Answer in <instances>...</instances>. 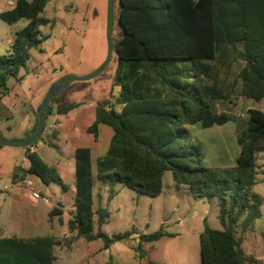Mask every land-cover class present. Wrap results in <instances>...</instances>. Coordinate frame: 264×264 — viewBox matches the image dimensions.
Instances as JSON below:
<instances>
[{"label": "trees", "instance_id": "1", "mask_svg": "<svg viewBox=\"0 0 264 264\" xmlns=\"http://www.w3.org/2000/svg\"><path fill=\"white\" fill-rule=\"evenodd\" d=\"M48 1L17 0L13 8L0 12L9 23L22 18L29 21L17 31L9 53L0 57V92L26 65L30 49L39 46L40 26L51 22L41 16ZM118 20L122 36L113 42L117 68L111 88L119 87V92L98 102L96 118L87 128L97 141L102 125L114 130L106 153L97 159L98 178L158 196L163 191L164 172L170 170L178 185H189L194 198L218 200L223 228L205 223L200 234L202 264H246L243 233L262 216V198L254 187L256 153L264 151V111L248 109L247 127L238 135L237 165L225 169L202 163L203 152L190 141L185 124L200 122L210 127L230 120V114L214 109V101L229 99L233 91L221 78V67L227 69V76L236 64L243 95L264 98V0H120ZM77 106L63 103L57 111L67 113ZM51 109L50 104L48 113ZM37 126L38 117L32 133ZM39 138L25 147L28 174L45 185L59 183L66 190L68 185L57 168L30 150ZM75 171L70 231L87 241L101 237L106 248L130 237L133 231L112 237L102 231L94 233L95 215L102 225L110 212L102 205L94 207L91 147L76 148ZM239 223L240 235L235 228ZM166 235L171 234L161 228L140 239L153 242ZM62 244V238L54 235L3 236L0 264H54L55 247ZM139 249L143 257L145 252Z\"/></svg>", "mask_w": 264, "mask_h": 264}, {"label": "rangeland", "instance_id": "2", "mask_svg": "<svg viewBox=\"0 0 264 264\" xmlns=\"http://www.w3.org/2000/svg\"><path fill=\"white\" fill-rule=\"evenodd\" d=\"M8 1L0 0V12L8 9ZM12 1L16 4L17 0ZM119 10L120 0H114L113 42H117L122 36V27L118 20ZM108 14L109 0L48 1L41 16L51 22L40 26L39 46L30 49V58L26 65L21 67L17 76L9 78L7 89L0 92V138L8 141L26 139L24 137L28 121L37 120L38 107L55 81L65 75H91L102 65L108 51ZM28 22L26 18H22L16 23H9L0 17V57L9 53L17 31L24 28ZM116 68L117 55L114 52L109 65L100 75L92 79L72 81L53 100L51 112L45 120V130L36 145L41 144L40 154L46 161L52 165L56 164L68 189L64 190L56 182L45 185L47 203L40 195V198L36 199L28 196L23 202V208L10 209L13 214L22 212L20 216H13V220L26 230V234L36 235L42 231L40 229L44 221L41 217L48 209L54 206L63 209L61 214L54 216L53 234L63 240L61 246L55 247L59 258L54 260V264H132L130 258L140 252V247L146 252L144 264H202L200 234L205 223L212 228H223L217 198H194L189 185H178L170 170L164 172L163 191L158 196L139 194L121 182L103 183L98 178L97 159L106 153L114 130L109 125H103L99 140L96 141L93 134L87 131V127L95 120L91 106L110 99L111 95L115 97L119 92V87L111 88ZM221 69V78L226 80L229 90L233 91L229 99L214 101V109L230 114V120L210 127H203L200 122L186 123L185 127L190 132V141L199 145L203 152L202 163L209 167L225 169L237 165L241 151L238 135L247 127L248 109L252 107L264 111V98L256 100L243 95L236 77V64L227 76V69ZM69 102L77 103L75 112L82 113L73 124L69 139L72 153L68 158L69 165L66 166L65 158L57 143L55 144L53 136L59 133L57 122L60 121V125H63L61 121L65 118V113L57 111L58 106ZM5 110L11 112L12 116H8ZM80 146L92 148L95 209L102 205L110 212L109 220L102 225H99L95 215L94 233L102 231L112 237L114 234L133 231L131 237L116 241L109 248L105 247L101 237L87 241L78 237L76 231L71 232L69 229L68 222L72 216L70 204L73 201L71 197L75 191L73 155ZM23 148L25 147L0 146V189L5 185L11 186L14 181L13 173L26 165L21 153ZM256 161L259 166L256 179H260L255 191L262 198L261 210L264 212V151L256 153ZM18 178L20 177L15 180ZM3 202L4 197L0 196V208L4 207ZM34 202L40 208L38 224L29 210L26 211V207H33ZM62 218L63 222L60 221ZM161 228L171 235H166L158 241L141 242L142 234L153 233ZM235 228L240 234L241 224H237ZM250 229L263 234L264 216L256 219ZM66 234L68 236H65ZM263 240V237L258 238L257 251L264 247Z\"/></svg>", "mask_w": 264, "mask_h": 264}, {"label": "crops", "instance_id": "3", "mask_svg": "<svg viewBox=\"0 0 264 264\" xmlns=\"http://www.w3.org/2000/svg\"><path fill=\"white\" fill-rule=\"evenodd\" d=\"M8 6H9L8 9L13 8L15 6V2L12 1V0H9L8 1ZM98 100H100V98ZM97 104H98V102H96L93 106H91L93 108V112L95 113V118H96ZM75 109H76V107L71 109V110H69L67 113L64 114L65 118L63 119V121H61L63 125H60V121L57 122V124L59 125V126H57V127H59V128H57L59 133L57 132L58 134L53 136L55 144L57 143L63 158H65L64 159V165H66V166L69 165L68 158L71 157V153H72L71 152L72 148H71V146L69 144V139H70V134L72 133L73 128H74L73 124H75L74 122L77 119H79V116L82 113V112H80V113L79 112H75ZM5 111H7L6 113L8 114V116H12L11 112H9L8 110H5ZM36 121L37 120H35V119H30L28 121L27 129H26L27 132H25V137L24 138H27V137H29L32 134V131H33V128H34V126L36 124ZM19 140H21V139H19ZM40 146H41V144L34 145V146L30 147V150L31 151H37L40 154ZM91 150H92V148H91ZM21 153H23V159L26 162V165L24 167H22L20 171L19 170L15 171L13 173V178H16V177H20L21 178V177L28 176V178L33 181L35 187L39 190V193H35L30 188L14 187L9 193L3 195V197H4V202H3L4 203L3 204L4 207L0 208V237H3V236L4 237L17 236V237H20V238H33V237H36V236L54 235L53 234V230L55 231V228H54V216L55 215L57 216V215H59V214H61L63 212V209L61 207H58V206L51 207L50 209H48L47 213H44V215H42L41 218H43L42 220L44 221V224L41 227L42 229H40L42 231H41V233L36 234V235L35 234H26V230L22 226H20L17 223H15L14 220H13V218L15 216H20L22 214V212L21 213L20 212H18V213L16 212V213L13 214V213H11L10 209L13 210L14 208H16V209L17 208L18 209L23 208V205H24L23 202L25 201V199L28 196L33 197L34 199L40 198V196H41L45 200L46 203H47V200H48V198L45 196V190H46L45 189V184L42 183L37 177L32 176V175L28 174V172H27V169L30 166V161L27 158V148H23L21 150ZM40 156L42 157L41 154H40ZM73 156L75 157V154ZM44 160L46 161V159H44ZM49 164H51V163H49ZM53 165L56 167V164L53 163ZM92 165H93V162H92ZM75 176H76V171H75ZM259 179H260V177L257 178L256 181H259ZM74 180H75V177H74ZM74 184H75V182H74ZM256 184H258V183H256ZM94 187H95V185H94ZM75 196H76V186H75V191H74V193H73V195L71 197L72 200H73L72 204H70L71 213L75 210V206H74ZM7 198H11L12 200L11 199L7 200ZM32 205H33V207L31 206L32 208L31 207H26V211L29 210L30 214H32L35 217L34 218L35 222L38 224V217H39V214H40V210H39L40 208L37 206L38 204L36 202L32 203ZM94 207H95V190H94ZM54 208H57L56 211H55L56 213L54 215H52L51 212H52V210ZM263 216H264V212L262 211V216L260 218H262ZM10 217L12 219H10ZM60 221L63 222L64 221L63 218L60 219ZM237 233H238V231H237ZM240 234H241V232H240ZM240 234L238 233V235H240ZM54 236L59 237L57 235H54ZM65 236H68V235L66 234ZM259 237L260 238L263 237V239H264V231H263V234L261 233V235L258 232H256L255 229H249L245 233H243L242 248L244 249V252H245L246 256L247 257L248 256L251 257V258L248 257L249 260H247L246 264H264V247L260 251L256 250V247L259 246V244H258V238ZM254 253H256V255H254ZM145 256H146V252H145V255L143 257L141 256V254L139 252L138 254H136V256L130 258V261H131L132 264H144L143 261H144ZM56 258H59V255L56 254ZM54 263H55V261H54ZM150 264H153V263H150Z\"/></svg>", "mask_w": 264, "mask_h": 264}, {"label": "water", "instance_id": "4", "mask_svg": "<svg viewBox=\"0 0 264 264\" xmlns=\"http://www.w3.org/2000/svg\"><path fill=\"white\" fill-rule=\"evenodd\" d=\"M114 20V0H109V14L106 28V36H107V57L102 65L91 75L80 77L76 75H65L62 78L55 81L51 87L49 88L46 96L44 97L42 103L38 107V126L34 133H32L29 137L24 140L19 141H8L3 138H0V146H15V147H27L32 145L35 141H37L38 137L41 135L42 130L45 126V119L48 114L51 100L54 97H57L61 92H63L72 81L75 80H85L92 79L100 75L107 65L109 64L112 54H113V37H112V23Z\"/></svg>", "mask_w": 264, "mask_h": 264}, {"label": "built area", "instance_id": "5", "mask_svg": "<svg viewBox=\"0 0 264 264\" xmlns=\"http://www.w3.org/2000/svg\"><path fill=\"white\" fill-rule=\"evenodd\" d=\"M14 187L30 188L35 193H39L32 180L27 177H21L16 180L14 179L11 186L5 185L3 189H0V196L9 193Z\"/></svg>", "mask_w": 264, "mask_h": 264}, {"label": "flooded vegetation", "instance_id": "6", "mask_svg": "<svg viewBox=\"0 0 264 264\" xmlns=\"http://www.w3.org/2000/svg\"><path fill=\"white\" fill-rule=\"evenodd\" d=\"M110 61H111V60H110ZM109 63H110V62H109ZM108 65H109V64H108ZM108 65H107V66H108ZM106 68H107V67H106ZM106 68H105V69H106Z\"/></svg>", "mask_w": 264, "mask_h": 264}]
</instances>
